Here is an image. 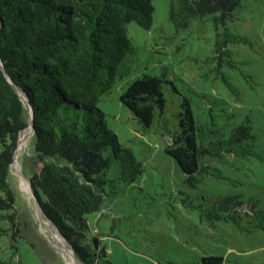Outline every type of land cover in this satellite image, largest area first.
<instances>
[{
  "label": "rangeland",
  "instance_id": "obj_1",
  "mask_svg": "<svg viewBox=\"0 0 264 264\" xmlns=\"http://www.w3.org/2000/svg\"><path fill=\"white\" fill-rule=\"evenodd\" d=\"M151 4L149 28L134 20L126 26L135 49L129 72L96 102L105 127L143 165L132 182H125L111 147L103 149L109 158L103 204L85 214L87 236L96 235L106 250L96 264H204L202 257L208 255L221 256L220 264H264V0H240L230 15L193 17L180 30L169 19V0ZM143 73L166 79L164 109L156 111L147 128L119 100L129 82ZM183 96L197 124L213 120L226 135L249 118L254 152L215 156L209 164L216 169L201 171L189 181L164 150L178 130L176 115ZM31 132V127L20 132L10 165L17 213L13 225L0 221L8 229L0 235V260L68 264L50 238L55 228L38 212L28 180L33 171ZM236 203L233 212L250 207L253 213L227 217L221 207Z\"/></svg>",
  "mask_w": 264,
  "mask_h": 264
},
{
  "label": "trees",
  "instance_id": "obj_2",
  "mask_svg": "<svg viewBox=\"0 0 264 264\" xmlns=\"http://www.w3.org/2000/svg\"><path fill=\"white\" fill-rule=\"evenodd\" d=\"M239 1L169 0V19L175 29H184L193 17L230 15ZM152 10L151 0H0V221L15 224L16 191L9 178L10 165L32 112L29 159L33 171L28 180L42 213L82 264H96L106 253L96 235L87 236L85 217L103 204V175L109 165L103 149L111 147L123 181L132 182L143 170L132 150L120 145L105 127L96 102L130 70L135 49L127 23L134 20L149 28ZM165 81L163 76L143 73L119 96L145 128L156 111L164 109ZM176 116L178 130L164 150L189 181L201 171L216 169L209 164L215 156L254 152L249 118L226 135L213 120L197 124L186 96ZM238 204L221 209L232 218L241 212L253 213L250 207L233 212ZM7 230L0 226V235ZM222 260L216 255L202 257L204 264Z\"/></svg>",
  "mask_w": 264,
  "mask_h": 264
},
{
  "label": "bare ground",
  "instance_id": "obj_3",
  "mask_svg": "<svg viewBox=\"0 0 264 264\" xmlns=\"http://www.w3.org/2000/svg\"><path fill=\"white\" fill-rule=\"evenodd\" d=\"M27 127H30V126H27ZM26 127V128H27ZM25 129V128H24ZM19 144V143H18ZM16 153H17V150H16ZM17 156V155H16ZM15 162V161H14ZM40 209H38V212H40L39 211ZM37 212V213H38ZM40 214V213H39ZM40 218V217H39ZM48 220V219H47ZM41 223V222H40ZM54 229V228H53ZM54 233L52 232L51 233V236H50V238L52 239V240H54L55 239V241H57V243L59 244V245H56L60 250H61V252L63 253V255L66 257V259H67V262H68V264H78L77 263V260L75 259V257H74V255H73V253H72V251H71V249L70 248H68L67 247V245H66V243H65V240L60 236V234L54 229Z\"/></svg>",
  "mask_w": 264,
  "mask_h": 264
},
{
  "label": "water",
  "instance_id": "obj_4",
  "mask_svg": "<svg viewBox=\"0 0 264 264\" xmlns=\"http://www.w3.org/2000/svg\"><path fill=\"white\" fill-rule=\"evenodd\" d=\"M0 67L3 69V65H2V61H1V58H0ZM12 83V82H11ZM13 84V83H12ZM14 85V84H13ZM15 86V85H14ZM18 94H19V96H20V98L24 101V102H26L27 100H26V98H25V96L20 92V91H18ZM27 126H30L31 127V130H32V127H33V122H32V112L30 113V116H29V119H28V125ZM26 126V127H27ZM25 127V128H26ZM31 134H32V132H31ZM19 139H20V134H19V138H18V142H17V145H18V143H19ZM16 149H17V147H16ZM15 159H16V150H15V152H14V156H13V161L12 162H14L15 161ZM38 206H39V204H38ZM39 208H40V206H39ZM40 210H41V208H40ZM42 211V210H41ZM45 216V215H44ZM46 217V216H45ZM47 218V217H46ZM48 221H49V219H48ZM50 222V221H49ZM56 230V229H55ZM61 236V235H60ZM71 249V248H70ZM71 251H72V249H71ZM72 253H73V251H72ZM74 255V254H73ZM75 257V256H74ZM76 258V257H75ZM77 259V258H76ZM78 260V259H77Z\"/></svg>",
  "mask_w": 264,
  "mask_h": 264
}]
</instances>
